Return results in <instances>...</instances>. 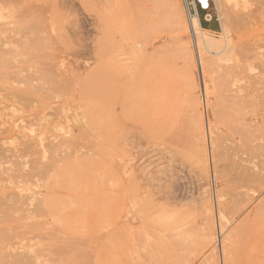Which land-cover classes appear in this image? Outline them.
Returning <instances> with one entry per match:
<instances>
[{
    "label": "rangeland",
    "instance_id": "obj_1",
    "mask_svg": "<svg viewBox=\"0 0 264 264\" xmlns=\"http://www.w3.org/2000/svg\"><path fill=\"white\" fill-rule=\"evenodd\" d=\"M210 4L0 0V264H264V0Z\"/></svg>",
    "mask_w": 264,
    "mask_h": 264
},
{
    "label": "bare ground",
    "instance_id": "obj_2",
    "mask_svg": "<svg viewBox=\"0 0 264 264\" xmlns=\"http://www.w3.org/2000/svg\"><path fill=\"white\" fill-rule=\"evenodd\" d=\"M13 1V0H12ZM20 2V1H19ZM257 2H259V1H257ZM242 3V2H241ZM48 7V6H47ZM19 12V11H18ZM21 12V11H20ZM25 12V11H24ZM23 13V12H22ZM26 13V12H25ZM30 15V14H29ZM247 15V14H246ZM20 17V16H19ZM22 17V16H21ZM229 17V16H228ZM239 17V16H238ZM244 17V16H243ZM23 18V17H22ZM26 18V17H25ZM29 18V17H28ZM190 18H191V16H190ZM192 20H191V22L189 21L188 23H189V25L187 26L188 27V30H189V33L191 34V38L194 40V42H196V44H195V49H194V53H195V58H196V61H197V65H199V68H200V74L202 75V91L201 92H203V96H206V88H205V84H204V79H203V72H204V65H205V67H206V62H207V60H206V56H205V52L204 51H207V52H210V50H209V48H210V38L208 37V36H206L205 35V32L206 31H208V30H206L202 25H201V23H200V19H199V17H197V16H193L192 18H191ZM234 19V18H233ZM238 19V18H237ZM230 20V19H229ZM236 20V19H235ZM238 20H240V19H238ZM247 20V19H246ZM243 21H244V19H243ZM247 22V21H246ZM187 23V24H188ZM108 24V23H107ZM23 28V27H22ZM26 29V28H25ZM28 29H29V27H28ZM22 30V29H21ZM27 30V29H26ZM32 30V29H31ZM184 30V29H183ZM17 32V31H16ZM22 32V31H21ZM24 33H26V32H24ZM198 33L200 34V38L198 37ZM22 34V33H21ZM28 34V33H27ZM21 36V35H20ZM195 36V37H194ZM7 37V36H6ZM8 38V37H7ZM31 38V37H30ZM2 39V38H1ZM14 40V39H13ZM12 40V41H13ZM2 41V40H1ZM132 41V40H131ZM222 43V42H221ZM15 44V43H14ZM222 45V44H221ZM31 46H33V45H31ZM43 46V45H42ZM187 46V45H186ZM212 46H213V44H212ZM22 47V46H21ZM249 47H250V45H249ZM248 47V48H249ZM21 49V48H20ZM23 49V48H22ZM57 49V48H56ZM244 49H245V47H244ZM253 49V48H252ZM188 50V49H187ZM245 50H247V49H245ZM162 51V50H161ZM250 51V50H249ZM160 53V52H159ZM9 54V53H8ZM38 54V53H37ZM163 54H164V52H163ZM254 54V53H253ZM33 55V54H32ZM2 56V55H1ZM151 57V56H150ZM244 57V56H243ZM242 57V58H243ZM34 58V57H33ZM32 58V59H33ZM36 58V57H35ZM245 58V57H244ZM163 59V58H162ZM185 60H186V58H184ZM230 59V58H229ZM2 60V59H1ZM5 60V59H4ZM242 60H244L245 61V59H242ZM247 60H248V58H247ZM19 62V61H18ZM25 62V61H24ZM161 63V62H160ZM193 63V62H192ZM205 63V64H204ZM162 64V63H161ZM10 65V64H9ZM209 65V64H208ZM246 65V64H245ZM261 65V64H260ZM7 66V65H6ZM51 66V65H50ZM166 66V65H165ZM241 66V65H240ZM243 66V65H242ZM12 67V66H11ZM53 67V66H52ZM55 67V66H54ZM185 67V66H184ZM209 67V66H208ZM208 67H206V68H208ZM234 67V66H233ZM260 67V66H259ZM262 68V67H261ZM40 69H42V68H40ZM89 69V68H88ZM188 69V68H187ZM210 69H212V68H210ZM225 69V68H224ZM223 69V70H224ZM20 70V69H19ZM236 70V69H235ZM238 70L239 69H237L235 72H236V74L238 73ZM199 71V70H198ZM213 71V70H212ZM218 71V70H217ZM216 71V72H217ZM19 72V71H18ZM220 72V71H219ZM244 72V71H243ZM242 72V73H243ZM264 72V71H263ZM54 73V72H53ZM186 73V72H185ZM241 73V72H240ZM242 73L241 74H237L238 76L239 75H242ZM249 73H250V71H249ZM2 74V73H1ZM31 74V73H30ZM29 74V75H30ZM252 74V73H251ZM3 75V74H2ZM51 75V74H50ZM71 75V74H70ZM186 75H189L188 73L186 74ZM248 75H250V74H248L247 73V76ZM254 74H252L251 76H253ZM58 76V75H57ZM237 76V77H238ZM251 76H248L249 78L251 77ZM65 77V76H64ZM188 77V76H187ZM50 78H51V76H50ZM54 78V77H53ZM189 78V77H188ZM240 78H245L244 76H240L239 77V80H242V79H240ZM248 78V79H249ZM257 77H256V75H255V77L253 78V77H251L250 79H256ZM46 79V78H45ZM258 79H259V77H258ZM257 79V80H258ZM54 80V79H53ZM187 80V79H186ZM191 80V79H190ZM229 80V79H228ZM233 80V79H232ZM257 80H255V81H257ZM231 81V80H230ZM249 82H250V80H248ZM25 82V81H24ZM50 82H51V80H50ZM229 82V81H228ZM53 83V82H52ZM57 83V82H56ZM189 83V82H188ZM191 83V82H190ZM189 83V84H190ZM250 83H252V82H250ZM257 83H259V81L257 82ZM26 84V83H25ZM55 84V83H54ZM71 84V83H70ZM41 85V84H40ZM52 85V84H51ZM191 85V84H190ZM228 85V84H227ZM35 86V85H34ZM50 86V85H49ZM242 86V85H241ZM254 86V85H253ZM252 86V87H253ZM53 87V86H52ZM191 87H192V85H191ZM196 87V86H195ZM194 87V88H195ZM220 87H222V86H220ZM218 88H219V86H218ZM243 88H247V87H243ZM254 88V87H253ZM221 89V88H220ZM230 89V88H229ZM46 90H47V88H46ZM45 90V91H46ZM49 90V89H48ZM43 91V90H42ZM52 91H54V90H52ZM57 91V90H56ZM61 91V90H60ZM216 91V90H215ZM221 91V90H220ZM231 91H232V89H231ZM219 92V91H218ZM236 92V91H235ZM238 92V91H237ZM245 92V91H244ZM257 92V91H256ZM44 93V92H43ZM49 93V92H48ZM220 93V92H219ZM223 93V92H222ZM231 94V93H230ZM224 95V94H223ZM255 95V94H254ZM59 96H60V94H59ZM226 96V95H225ZM231 96H232V94H231ZM218 97V96H217ZM216 96H215V98H217ZM224 97V96H223ZM234 97V96H233ZM246 98V97H245ZM258 98V97H257ZM187 99V98H186ZM219 99V98H218ZM217 99V100H218ZM226 99V98H225ZM196 100H197V97H196ZM246 100V99H245ZM39 101V100H38ZM220 101V100H219ZM241 101V100H240ZM264 101V100H263ZM186 102V101H185ZM261 102V101H260ZM222 104V103H221ZM224 104V103H223ZM259 105H260V103H258ZM264 104V103H263ZM229 105V104H228ZM241 105V104H240ZM246 105V104H245ZM244 105V106H245ZM249 105V104H248ZM256 105H257V103H256ZM14 106V105H13ZM29 106V105H28ZM235 106H236V104H235ZM237 106H239V105H237ZM243 106V105H242ZM250 106H252V105H249V107ZM258 106V105H257ZM241 107V106H240ZM244 108V107H243ZM59 109V108H58ZM237 109V108H236ZM185 110V109H184ZM235 110V109H234ZM240 110H241V108H240ZM264 111V110H263ZM62 112V111H61ZM185 112V111H184ZM195 112V111H194ZM262 112V111H261ZM215 114V113H214ZM252 114V113H251ZM221 115H222V113H221ZM248 115V114H247ZM242 116V115H241ZM222 118H224V116L222 117ZM191 119V118H190ZM33 120V119H32ZM66 121V120H65ZM61 122V121H60ZM200 122V121H199ZM242 123V122H241ZM244 124V123H243ZM242 124V125H243ZM19 126V125H18ZM213 127V126H212ZM249 127V126H248ZM50 128V127H49ZM247 131H249L248 129H247ZM260 131V130H259ZM214 133V132H213ZM253 132H251L250 134H252ZM191 135V134H190ZM216 135V134H215ZM256 135V134H255ZM218 136V135H217ZM251 137L250 135H247V137ZM254 136V135H253ZM252 136V137H253ZM219 137V136H218ZM260 137H262L261 136V134H260ZM246 138V137H245ZM19 139V138H18ZM250 139V138H249ZM258 139V138H257ZM229 140H231V139H229ZM244 140V139H243ZM251 140H253V139H251ZM218 141V140H217ZM254 141H255V139H254ZM191 142V141H190ZM244 142V141H243ZM246 142V141H245ZM244 142V143H245ZM67 143H69V142H67ZM192 143V142H191ZM215 143V142H214ZM250 144L252 143V142H249ZM53 144V143H52ZM65 144V143H64ZM193 144V143H192ZM258 144V143H257ZM61 145V144H60ZM215 145V144H214ZM217 145H219V144H217ZM220 145H221V143H220ZM260 145V144H259ZM257 145H255V147H256ZM261 146V145H260ZM36 147V146H35ZM204 147V146H203ZM218 147V146H217ZM259 147V146H258ZM76 148V147H75ZM215 148V147H214ZM200 149V148H199ZM216 149V148H215ZM219 149V148H218ZM198 152V151H197ZM27 153V152H26ZM33 154V153H32ZM65 154V153H64ZM253 154V153H252ZM29 155H30V153H29ZM60 155V154H59ZM220 155V154H219ZM19 156V155H18ZM37 156V155H36ZM53 156V155H52ZM203 156V155H202ZM34 157V156H33ZM57 157V156H56ZM227 158H228V156H226ZM219 158V157H218ZM244 158V157H243ZM57 160V159H56ZM32 161V160H31ZM34 162H36L35 160H33ZM234 162V161H233ZM237 162V161H236ZM46 163V162H45ZM256 163H257V161H256ZM17 164V163H16ZM50 164V163H49ZM48 164V165H49ZM125 164V163H124ZM36 165V164H35ZM33 166V165H32ZM123 166V165H122ZM49 167V166H48ZM47 167V168H48ZM238 167V166H237ZM44 168V167H43ZM227 168V167H226ZM232 168V167H231ZM234 168V167H233ZM238 168H240V165H239V167ZM245 168V167H244ZM49 169V168H48ZM122 169V168H121ZM32 170V169H31ZM227 170V169H226ZM243 170V169H242ZM249 170V169H248ZM31 173V172H30ZM217 173V172H216ZM235 173V172H234ZM237 173V172H236ZM235 173V174H236ZM34 175H36V174H34ZM42 175H44V174H42ZM254 174H252V176H253ZM257 175V174H256ZM33 176V175H32ZM260 176V177H259ZM259 176H258V178L257 177H254V179L255 178H257L256 180H262V181H264L263 179V177H264V174L262 175L263 177H261V175L259 174ZM239 178V177H238ZM253 178V177H252ZM14 179V178H13ZM249 179V178H248ZM251 179V178H250ZM249 179V180H250ZM254 179L252 180L253 181V183H255V181H254ZM31 180V179H30ZM235 181V180H234ZM251 181V180H250ZM231 183V182H230ZM233 183V182H232ZM256 183H258V182H256ZM245 186H246V184H244ZM261 185H263V183H261ZM257 189V188H256ZM234 191V190H233ZM241 194V193H240ZM229 195H233V194H229ZM245 195V194H244ZM243 195V196H244ZM239 196V195H238ZM241 196V195H240ZM253 196V195H252ZM13 197V196H12ZM242 197V196H241ZM5 198V197H4ZM15 198V197H14ZM13 198V199H14ZM17 198V197H16ZM244 198V197H243ZM250 198V197H249ZM230 199V198H229ZM18 200V199H17ZM25 200H27V199H25ZM231 200V199H230ZM241 200H243V199H241ZM14 201V200H13ZM238 201V200H237ZM23 202V201H22ZM245 202V201H244ZM243 202V203H244ZM26 203V202H25ZM233 203V202H232ZM237 203V202H236ZM263 203V201H261V206H260V204H258V205H256V206H260V208H262L263 207V205L264 204H262ZM1 204V203H0ZM21 204V203H20ZM236 205V204H235ZM39 206H41V204L39 205ZM15 207V206H14ZM14 207H13V209H14ZM22 207V206H21ZM228 208V207H227ZM257 208H259V207H257ZM18 209H19V207H18ZM240 209V208H239ZM41 210H43V209H41ZM242 210V209H241ZM6 211H7V207H6ZM17 211H21V210H17ZM260 211V210H259ZM238 212V211H237ZM256 212H258V210L256 211ZM5 213V212H4ZM8 213L6 212V215H7ZM206 216V215H205ZM6 217V216H5ZM10 218H11V216H10ZM10 218H8L9 219V221H11V219ZM206 219V218H205ZM207 220V219H206ZM1 222V221H0ZM8 222V221H7ZM220 222V221H219ZM2 224H3V222H2ZM207 224V223H206ZM209 225V224H208ZM29 227V226H28ZM10 229H11V227H10ZM55 230V229H54ZM13 232V231H12ZM47 232V231H46ZM5 233V232H4ZM196 233V232H195ZM200 233V232H199ZM0 235H1V233H0ZM13 235H14V233H13ZM3 236H7V235H2V238H3ZM42 236V235H41ZM52 236V235H51ZM54 236V235H53ZM10 237V235H8L6 238L8 239ZM15 237V236H14ZM5 238V237H4ZM41 238V237H40ZM47 239V238H46ZM4 240V239H3ZM45 240V239H44ZM50 240V239H49ZM43 241V240H42ZM209 241V240H208ZM1 245V244H0ZM19 245V244H18ZM13 246V245H12ZM33 246V245H32ZM47 246V245H46ZM2 247V246H1ZM78 247V246H77ZM36 248V247H35ZM50 250H52V249H50ZM55 251V250H54ZM193 251V250H192ZM31 252V251H30ZM50 252V251H49ZM56 252V251H55ZM58 252V251H57ZM44 253V252H43ZM54 253V252H53ZM83 253H85V252H83ZM35 254H37V253H35ZM57 254V253H56ZM86 255H87V253H85ZM211 254V253H210ZM212 255V254H211ZM199 256V255H198ZM15 257H17L16 255H15ZM26 256H24V258H25ZM27 257H28V255H27ZM26 257V258H27ZM37 257H40V255L38 256L37 255ZM36 257V258H37ZM58 257V256H57ZM178 257V256H177ZM14 258V257H13ZM25 258V259H26ZM34 259V257H30V258H27V259ZM85 258V257H84ZM83 258V259H84ZM181 258V257H180ZM25 260V263L27 264V262H28V260ZM40 259V258H39ZM46 259V258H45ZM50 259V258H49ZM29 260V262L30 263H32L33 261L31 260L30 261ZM55 260H57V259H55ZM85 260V259H84ZM83 260V261H84ZM19 261H23V260H19ZM14 262V261H13ZM55 262V261H54ZM53 262V263H54ZM80 262V261H79ZM180 262V261H179ZM17 263V262H16ZM202 264H204V263H202ZM216 264V263H215Z\"/></svg>",
    "mask_w": 264,
    "mask_h": 264
},
{
    "label": "built area",
    "instance_id": "obj_3",
    "mask_svg": "<svg viewBox=\"0 0 264 264\" xmlns=\"http://www.w3.org/2000/svg\"><path fill=\"white\" fill-rule=\"evenodd\" d=\"M196 6H198L201 10L207 11L210 9V0H203V3L201 0H196Z\"/></svg>",
    "mask_w": 264,
    "mask_h": 264
},
{
    "label": "snow or ice",
    "instance_id": "obj_4",
    "mask_svg": "<svg viewBox=\"0 0 264 264\" xmlns=\"http://www.w3.org/2000/svg\"><path fill=\"white\" fill-rule=\"evenodd\" d=\"M201 2L203 3V0H201Z\"/></svg>",
    "mask_w": 264,
    "mask_h": 264
}]
</instances>
